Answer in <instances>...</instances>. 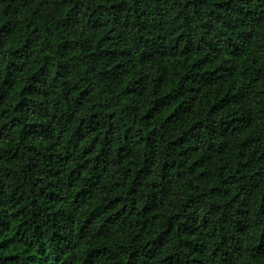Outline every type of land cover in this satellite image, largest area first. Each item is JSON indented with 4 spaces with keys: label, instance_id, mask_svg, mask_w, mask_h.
Listing matches in <instances>:
<instances>
[{
    "label": "trees",
    "instance_id": "1",
    "mask_svg": "<svg viewBox=\"0 0 264 264\" xmlns=\"http://www.w3.org/2000/svg\"><path fill=\"white\" fill-rule=\"evenodd\" d=\"M0 264H264V0H0Z\"/></svg>",
    "mask_w": 264,
    "mask_h": 264
}]
</instances>
